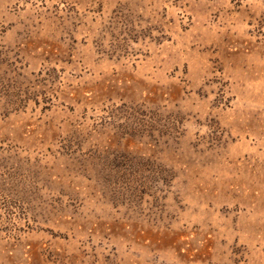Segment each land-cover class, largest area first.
Wrapping results in <instances>:
<instances>
[{
    "label": "rangeland",
    "instance_id": "rangeland-1",
    "mask_svg": "<svg viewBox=\"0 0 264 264\" xmlns=\"http://www.w3.org/2000/svg\"><path fill=\"white\" fill-rule=\"evenodd\" d=\"M0 264H264V0H0Z\"/></svg>",
    "mask_w": 264,
    "mask_h": 264
}]
</instances>
